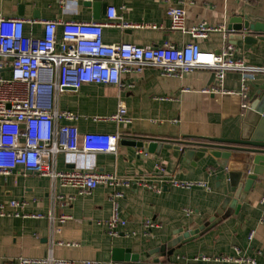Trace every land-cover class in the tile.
<instances>
[{"label": "crops", "instance_id": "1", "mask_svg": "<svg viewBox=\"0 0 264 264\" xmlns=\"http://www.w3.org/2000/svg\"><path fill=\"white\" fill-rule=\"evenodd\" d=\"M171 5L186 9L187 28L205 23L222 30L211 31L206 38H195L191 33L173 29L167 15ZM109 6L117 8L126 25L106 26V43L161 46L169 42L182 47L197 42L203 50L216 53L232 43L237 57L249 66L261 68L250 76V81L264 78V42L249 44L243 39H231L232 32L227 30L236 15L264 19V0H0V15L23 18L27 34L42 36L44 20L102 21ZM8 72L4 70V74ZM122 79L123 86L85 84L73 100L70 92L57 100L60 110L72 107L78 112L74 124L80 132H120L118 152H62L56 157V168L145 176L162 190L136 185L124 188L118 205L127 224L119 236L112 237L100 222L113 213V188L100 185L86 195L56 182L53 189L50 177L26 171L23 166L9 175L0 174V204L10 199L23 200L27 202L25 213L45 216L0 217V264L21 256L45 257L53 244V255L73 260V264H83L82 260L123 264L114 260L116 248H130L150 262L159 258V264H197L202 263L195 261L197 256L234 255L235 247L241 249L244 257L264 264V183L246 193L237 212L224 216L229 207L225 203L224 172L218 160L207 153L193 164L180 159L179 148V142L186 137L238 138L245 122L243 104L254 93L250 82L245 98L242 72L236 70L226 73L222 85L209 68L171 77L163 75L160 67L150 65L142 75L129 72ZM121 102L127 106L128 120L118 123L104 119L116 113ZM66 123V119L58 120L60 125ZM137 137L164 139V144L172 147L150 153L145 147L121 144L123 138ZM158 166L165 171L160 173ZM173 179L205 181L210 189L176 187L170 183ZM68 196L74 198L68 202ZM186 209L193 211L187 214ZM51 214L72 216L53 237ZM146 219L159 226L148 233L144 227ZM202 226L205 228L196 237H185L186 232ZM251 231L255 235L249 241ZM58 241L76 245H58Z\"/></svg>", "mask_w": 264, "mask_h": 264}, {"label": "built area", "instance_id": "2", "mask_svg": "<svg viewBox=\"0 0 264 264\" xmlns=\"http://www.w3.org/2000/svg\"><path fill=\"white\" fill-rule=\"evenodd\" d=\"M167 15L173 29L191 33L195 38H206L209 32L222 30L221 27H211L205 23L187 28V11L181 6H169ZM42 23V36H35L25 32L23 18L0 15V174L9 175L18 166H23L26 171L50 177L53 189L56 182L86 195L100 185L113 188V213L100 223L104 224L110 236L117 237L121 234V228L127 224L118 205V199L124 197L123 189L136 185L160 192L162 188L151 184L145 176L123 177L99 170L57 169L56 157L59 153H117L122 136L120 132H80L74 124L78 112L72 107L60 110L57 107L59 97L70 92L73 100L85 84L123 86L122 77L125 73L142 75L146 66L154 65L161 68L163 75L171 77H183L197 68H209L215 71L220 85L228 71H240L242 93L248 98L250 76L261 71V68L249 66L243 58L237 57L232 43L226 44L219 53L203 50L197 42H189L182 47L169 42L161 46L106 43V26L126 25L115 6L107 8L106 18L102 21L48 19ZM6 69L8 74H4ZM243 107H247V102ZM59 119H66L68 123L60 125ZM104 119L126 122L127 106L121 102L116 113ZM158 170L160 173L165 171L161 166H158ZM170 183L182 188L203 186L210 189L205 181L173 179ZM73 198L68 196L66 200L70 202ZM262 201L264 202V198ZM26 205V201L17 199L1 203L0 217H45L43 214L25 213ZM185 211L190 214L193 210ZM49 219L53 237L55 233L62 231L63 225L72 216L51 214ZM158 226L152 219L144 221L148 233ZM254 235L255 232L251 231L247 239L252 240ZM51 242L53 244V238ZM57 244L76 245L62 241ZM53 245L45 257L21 256L7 264L74 263L73 260L55 257ZM234 252V255L197 256L195 261H202L197 264H257L253 258L244 257L239 247H235ZM82 263L99 264L95 260H82Z\"/></svg>", "mask_w": 264, "mask_h": 264}, {"label": "water", "instance_id": "3", "mask_svg": "<svg viewBox=\"0 0 264 264\" xmlns=\"http://www.w3.org/2000/svg\"><path fill=\"white\" fill-rule=\"evenodd\" d=\"M228 31L231 39H243L246 43L264 42V19L250 15H236L229 22ZM250 84L254 93L248 99L245 108V122L238 138L213 137L204 142H186L188 147H179L180 159L194 164L207 153L218 160L224 172L226 185L225 203L229 209L224 216L240 209L239 201H244L247 192L254 191L264 183V78L253 79ZM164 139L152 137L123 138L121 144L145 147L148 152L155 153L157 149L170 148ZM179 142V143H180ZM181 144V143H180ZM202 149H199V148ZM220 186V176H218ZM214 220V218H212ZM201 228L185 233V237H196ZM158 251V250H157ZM156 251V252H157ZM151 254L148 255L150 257ZM145 255L133 253L130 248H116L114 260L123 264H159L157 258L147 261Z\"/></svg>", "mask_w": 264, "mask_h": 264}, {"label": "trees", "instance_id": "4", "mask_svg": "<svg viewBox=\"0 0 264 264\" xmlns=\"http://www.w3.org/2000/svg\"><path fill=\"white\" fill-rule=\"evenodd\" d=\"M186 142H204V141H208V139L206 138H200V137H186L185 140ZM182 147H188L187 143H182L180 142Z\"/></svg>", "mask_w": 264, "mask_h": 264}]
</instances>
